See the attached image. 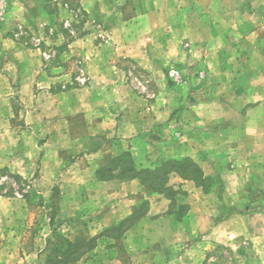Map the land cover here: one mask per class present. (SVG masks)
Segmentation results:
<instances>
[{
    "label": "rangeland",
    "instance_id": "obj_1",
    "mask_svg": "<svg viewBox=\"0 0 264 264\" xmlns=\"http://www.w3.org/2000/svg\"><path fill=\"white\" fill-rule=\"evenodd\" d=\"M0 264H264V0H0Z\"/></svg>",
    "mask_w": 264,
    "mask_h": 264
}]
</instances>
